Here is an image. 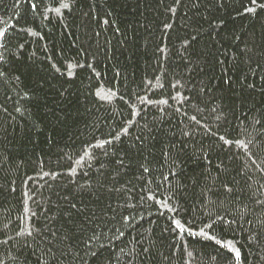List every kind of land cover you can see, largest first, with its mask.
I'll list each match as a JSON object with an SVG mask.
<instances>
[{"label":"trees","instance_id":"16d2710c","mask_svg":"<svg viewBox=\"0 0 264 264\" xmlns=\"http://www.w3.org/2000/svg\"><path fill=\"white\" fill-rule=\"evenodd\" d=\"M0 30V264H264V7L0 0Z\"/></svg>","mask_w":264,"mask_h":264},{"label":"snow or ice","instance_id":"6c2138e0","mask_svg":"<svg viewBox=\"0 0 264 264\" xmlns=\"http://www.w3.org/2000/svg\"><path fill=\"white\" fill-rule=\"evenodd\" d=\"M251 3H252L253 5H257V7H264V4H257V0H251ZM65 7H67V5H65ZM32 8L35 9V4L32 5ZM247 11H248V12H254L255 9H254V8H248ZM4 35H5L4 31H3V30H0V37H3ZM0 46H2V45H0ZM177 223H178V222H177ZM193 235H194V234H193ZM202 235H203V233H202ZM145 251H147V249H145ZM93 255L95 256L96 253L94 252ZM235 255H236L237 258H239V255H240V254H239L238 251H236Z\"/></svg>","mask_w":264,"mask_h":264}]
</instances>
